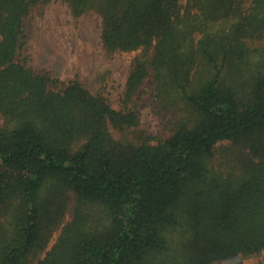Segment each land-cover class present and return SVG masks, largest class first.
<instances>
[{"label": "trees", "instance_id": "obj_1", "mask_svg": "<svg viewBox=\"0 0 264 264\" xmlns=\"http://www.w3.org/2000/svg\"><path fill=\"white\" fill-rule=\"evenodd\" d=\"M53 1L97 16L106 55L136 53L117 109L19 57ZM148 81L165 138L138 130ZM0 118V264L264 251V0H0Z\"/></svg>", "mask_w": 264, "mask_h": 264}, {"label": "rangeland", "instance_id": "obj_2", "mask_svg": "<svg viewBox=\"0 0 264 264\" xmlns=\"http://www.w3.org/2000/svg\"><path fill=\"white\" fill-rule=\"evenodd\" d=\"M100 31V20L94 14L75 17L59 1L36 6L24 21L25 46L19 57L25 58L32 68L48 72L60 81L77 77L91 93L103 94L117 109L136 53L116 51L106 55L102 50ZM152 91L153 85L148 81L136 98L141 113L138 130L165 138L175 116L158 110L151 97ZM134 137L129 135L131 140ZM260 263H264V251L217 264Z\"/></svg>", "mask_w": 264, "mask_h": 264}]
</instances>
